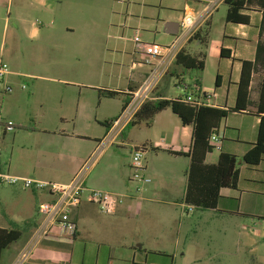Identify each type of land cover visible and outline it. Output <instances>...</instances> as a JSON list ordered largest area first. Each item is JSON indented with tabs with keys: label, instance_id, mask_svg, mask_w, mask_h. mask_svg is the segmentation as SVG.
<instances>
[{
	"label": "crops",
	"instance_id": "crops-1",
	"mask_svg": "<svg viewBox=\"0 0 264 264\" xmlns=\"http://www.w3.org/2000/svg\"><path fill=\"white\" fill-rule=\"evenodd\" d=\"M13 2L14 0H0V11L6 5L8 11H11L10 7H12ZM64 3L65 0H18L22 15H18L12 23L14 36L16 38L24 36L29 40L40 42V44L50 43L59 35L58 27L52 18L58 16V9ZM222 6L227 7L225 0H185V6L180 14L175 13L176 15L174 14L169 17L170 19H167L168 23L180 24L184 15L188 14L195 21L193 35L204 30L202 42L185 41L180 47L181 50L187 51V45L196 44L200 46L206 43L215 15L219 13ZM30 7L37 10L36 13L40 16V20L27 22L22 17L27 14ZM243 14L249 17L247 25L226 23L225 18L224 41L219 49L220 57L225 63V71L218 73L220 76L218 86L215 82L216 89L211 92L216 97L211 100L210 107L223 110H231L235 107L242 62L255 63L258 44H264V0H248ZM3 22L4 27L9 28L10 19H5ZM65 31L70 32V29L66 27ZM177 35H175V40ZM222 49H224V57L221 56ZM188 53L196 58L205 56L206 60L203 51L197 52L196 56ZM142 58L140 62L145 63V58L143 56ZM140 62L134 63V66H141L142 63ZM9 76L26 80H35L37 77L30 69L18 70ZM147 76L148 74L139 75L137 82H132L125 91H112L128 95L130 90L138 89ZM169 78L171 77L169 76ZM256 78H258L257 82ZM171 79L174 80V85L177 87L176 79ZM262 79V65L255 63L247 110L240 113L229 112L219 130L222 137L221 149L210 164H215L221 153L234 155L239 160L240 177L238 189L222 190L218 207L215 210H207L211 211V215L216 221L213 231L218 238L215 239L213 246H209L207 249L200 248L195 243L189 245L188 239H184V246L181 247L182 234L180 231L175 237V246H170L171 237L167 228L163 229L161 235L147 245L144 241L141 242L138 237L129 238L119 228L83 226L86 220L94 221L101 215L95 206L85 202L72 212V219L78 226L76 238L45 237L35 246L24 264H177V259H181L180 264H264V157L257 166L247 165L241 160L257 142L261 121V117L257 113V103ZM50 80L54 81V79ZM7 84L12 86L13 83L8 81ZM202 89L203 92L210 93L203 86ZM253 92H255V98L252 102ZM154 96L156 100H175L169 97L168 88L166 84H163V81L159 84ZM230 97L233 98V104L229 106ZM126 98L124 96V99ZM167 110L159 113L155 119ZM237 118L240 120H236ZM60 120L61 122L64 121V119ZM180 125L179 133H168L163 144L154 145L153 142L149 141L147 144L150 147L148 148L151 150L160 149L162 147L160 145H165L168 150L174 153L186 154L189 152L192 145L193 129L191 126H183L181 121ZM124 132L117 139L121 138ZM25 133L29 135V138L26 140L23 152L18 154L16 160L13 153L9 161H4L3 156L0 155V171L23 178L67 184L82 168L94 160L98 154L99 144L108 136L109 131L102 138L94 137L97 143L93 144V148L86 146L91 140L90 137L77 135L74 132L69 133L61 126L50 129L41 123L38 127L35 126L34 129ZM6 139H8L7 136L1 139L0 143ZM212 154L213 152L208 154L207 159ZM174 158H181L185 161L183 162L185 169L182 172H185L187 180L191 159L183 155ZM146 162V175L155 182L160 179H173L172 181L175 182L180 176L177 167H167L161 172L158 168L150 165L148 161ZM93 163L87 172L86 186L89 189L100 188L113 194L131 196L115 214L110 216H116L123 212L132 213L139 208L138 205L142 201H156L146 195L149 193L148 186H145L144 196L135 195L133 190L131 191V183L129 182L131 161L127 163L129 171L125 165L120 167L117 174L115 172L109 174V177L106 178L108 180L106 184L94 180L89 181L94 173V171L90 172ZM110 172L111 169H108V173ZM1 188L11 190L9 194L4 196L5 216L11 220L7 227L0 228L16 231L20 237L2 251L0 264H16L21 254L28 248L42 222V216L39 212L40 206L43 203L53 201L54 197L47 192L25 191L13 187ZM185 193L186 189L183 191V198ZM15 211L24 213L25 223L15 221ZM187 215L189 217V214ZM192 233L197 232L193 230ZM187 236L189 234L185 233L184 237Z\"/></svg>",
	"mask_w": 264,
	"mask_h": 264
},
{
	"label": "rangeland",
	"instance_id": "rangeland-1",
	"mask_svg": "<svg viewBox=\"0 0 264 264\" xmlns=\"http://www.w3.org/2000/svg\"><path fill=\"white\" fill-rule=\"evenodd\" d=\"M184 6L185 0H65L64 5L58 9V16L52 18L59 35L50 43L40 44L24 36H14L12 23L22 12L18 0H14L11 11H8L6 5L0 11V59L12 72L30 69L37 77L35 80L15 76L6 79L13 83L10 85L12 92L0 101L3 115L14 130H7L8 139L0 143L3 160L9 161L12 153L16 160L29 138L25 132L41 123L50 129L61 126L69 133L90 137L86 146L93 148V144L97 143L94 137L102 138L108 131L103 124L120 116L124 100L122 95L115 98L100 97L98 90L125 91L132 82H137L139 75H149L158 65L153 60H150V64L140 62L142 55L136 52L133 42L136 32L143 43L160 47L172 45L175 36L166 33L165 24L169 17L175 13L180 14ZM36 11L30 7L22 17L27 22L40 20ZM226 11L227 7L222 6L215 15L205 44L187 45L186 48L195 56L199 51L205 53L206 68L202 86L210 93L216 89L218 73L225 71L219 49L224 41ZM5 19H10L9 28L4 27ZM66 27L70 32L65 31ZM139 62L141 66H134V63ZM162 81L168 88L170 98L176 99L182 95L168 75ZM254 98L255 92L251 97L252 102ZM229 101L230 106L233 98L230 97ZM180 130V121L170 109L154 119L151 125L142 122L128 127L121 138L108 143L100 155H96L90 169L94 173L89 181L108 183L106 178L111 173L117 174L120 167L125 165L129 171L127 163L131 161L132 146L144 145L149 141L154 145L163 144L168 133L175 134ZM160 146V149H149L145 164L148 161L161 172L167 167H177L180 176L175 182L173 179H160L158 182L151 180L146 195L158 202L142 201L132 213L123 212L116 216L101 214L94 221L86 220L83 226L119 228L129 238L138 237L147 245L167 228L171 237L170 246H175V237L180 231L181 247L184 246V239H188L189 245L195 243L207 249L218 238L213 231L216 221L211 211L197 210L182 202L183 191L187 188L185 172H182L185 161L174 158L176 155L170 154L167 146ZM219 152L214 149L207 163H212ZM108 169H111L110 173ZM131 188L132 191L134 184H131ZM10 192L8 188L0 189V227H7L11 220L5 216L4 202V196ZM144 195L142 192L138 196ZM14 213L15 221L25 223L23 212ZM193 230L197 233L193 234ZM185 233L189 234L186 238ZM177 260V264H180L181 259Z\"/></svg>",
	"mask_w": 264,
	"mask_h": 264
},
{
	"label": "trees",
	"instance_id": "trees-1",
	"mask_svg": "<svg viewBox=\"0 0 264 264\" xmlns=\"http://www.w3.org/2000/svg\"><path fill=\"white\" fill-rule=\"evenodd\" d=\"M248 0H225L227 6L226 23L236 25H247L249 17L243 14ZM204 30L195 33L189 42L203 40ZM224 57V49L221 50ZM256 64L262 65L263 79L260 84V95L257 103V113L261 117L257 142L250 151L241 159L247 165L257 166L264 157V44L259 43L256 54ZM250 61L242 62L240 81L235 107L231 110H223L210 106H194L181 101V97L175 100H155L147 102L138 112L134 120L128 126H133L142 122L151 125L155 117L166 109H170L181 121L183 126H191L193 129L192 145L186 154L168 152L176 156H187L191 159L187 172V188L183 198V203L188 207L197 210H215L224 189L237 190L239 185V160L236 156L221 153L215 164H207L208 154L214 151L211 144L213 134H219V130L226 120L229 112H243L249 106L250 87L254 65ZM205 71V56L196 58L182 49L176 56L173 65L168 70L167 75L176 79V85L187 86L189 92L196 98L204 93L202 80ZM220 76L216 77L218 86ZM100 97L115 98L120 95L127 98L123 101V107L128 103L129 96L114 91L98 90ZM132 91V90H130ZM115 120V119H114ZM112 120V121H114ZM112 121L103 125L109 131ZM142 146L150 147L148 144ZM1 166V165H0ZM20 234L16 231H7L0 228V260L2 251L13 242L17 241Z\"/></svg>",
	"mask_w": 264,
	"mask_h": 264
},
{
	"label": "built area",
	"instance_id": "built-area-1",
	"mask_svg": "<svg viewBox=\"0 0 264 264\" xmlns=\"http://www.w3.org/2000/svg\"><path fill=\"white\" fill-rule=\"evenodd\" d=\"M177 39L172 45L160 47L155 44L143 43L139 33L136 32L133 42L136 52L145 58V63L150 64V60L157 61V65L143 81L142 85L128 93L129 101L122 108L121 114L110 124L108 136L99 144L98 154L112 143L128 128L138 112L147 102L155 101L154 96L162 79L173 64L183 42L188 41L193 36L195 28L194 18L185 14L180 22ZM11 74L9 66L0 59V99L8 96L12 92V87L7 84L6 79ZM182 96L181 101L194 106H209L214 93H202L200 98L193 96L187 86H179ZM0 101V140L6 136L7 130H14L12 124L7 123ZM211 144L215 149L220 150L222 137L220 134H213ZM149 148L145 146H132L131 149V177L129 182L134 184L133 193L141 194L145 186L151 184V178L146 175L145 157ZM87 164L76 176L67 184L47 182L32 178H23L0 171V187L20 188L25 191L47 192L54 197L51 202L43 203L39 212L42 222L37 228L28 248L21 254L16 264H24L35 246L45 237L58 236L61 238L75 239L78 226L72 219L73 210L79 208L83 203L95 206L101 214L113 215L121 208L130 195L113 194L110 192L89 189L86 186L87 172L91 164ZM192 211V209H190Z\"/></svg>",
	"mask_w": 264,
	"mask_h": 264
},
{
	"label": "water",
	"instance_id": "water-1",
	"mask_svg": "<svg viewBox=\"0 0 264 264\" xmlns=\"http://www.w3.org/2000/svg\"><path fill=\"white\" fill-rule=\"evenodd\" d=\"M179 27L180 25L175 22H169L165 26L166 33L169 35H177L179 33Z\"/></svg>",
	"mask_w": 264,
	"mask_h": 264
}]
</instances>
